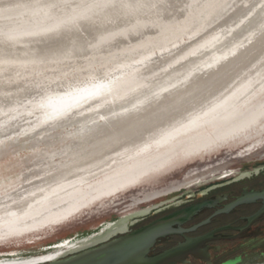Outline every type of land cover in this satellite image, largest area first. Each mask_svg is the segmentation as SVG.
Instances as JSON below:
<instances>
[{"label": "bare ground", "instance_id": "obj_1", "mask_svg": "<svg viewBox=\"0 0 264 264\" xmlns=\"http://www.w3.org/2000/svg\"><path fill=\"white\" fill-rule=\"evenodd\" d=\"M263 141L264 0H0V244Z\"/></svg>", "mask_w": 264, "mask_h": 264}, {"label": "flooded vegetation", "instance_id": "obj_2", "mask_svg": "<svg viewBox=\"0 0 264 264\" xmlns=\"http://www.w3.org/2000/svg\"><path fill=\"white\" fill-rule=\"evenodd\" d=\"M244 177L253 180L213 194L211 191L218 186L195 193L156 210L140 222L131 221L111 239L132 234L161 220L158 225L161 236L146 254L149 258L161 257L156 264H257L254 262L264 261V211L261 212L264 199L250 196L246 203L230 206L248 193L264 192V166L242 175ZM171 250L174 252L168 253Z\"/></svg>", "mask_w": 264, "mask_h": 264}, {"label": "rangeland", "instance_id": "obj_3", "mask_svg": "<svg viewBox=\"0 0 264 264\" xmlns=\"http://www.w3.org/2000/svg\"><path fill=\"white\" fill-rule=\"evenodd\" d=\"M19 152L17 157L24 156L28 151L20 150ZM263 152L264 141L255 146L248 144L236 149H226L204 160L183 163L162 173L151 182L96 204L72 221L41 235H35L34 239L12 240L0 244V259H28L50 252L55 253L63 249L60 247L62 243L69 241L77 245L95 238H102L108 233L107 231L117 225L126 226L131 221L137 220L140 222L142 218L150 217L158 209L185 200L203 190L208 191L211 187H219L211 191L213 194L235 187L236 184H248L253 179L242 178V175L251 174L255 168L264 166ZM14 161L13 157L3 159L0 164V176L14 174L17 170L16 166L10 169L5 168V164H11ZM197 176L202 178L201 182L188 185ZM112 235L109 237L111 238ZM254 263L264 264V261L259 260Z\"/></svg>", "mask_w": 264, "mask_h": 264}, {"label": "water", "instance_id": "obj_4", "mask_svg": "<svg viewBox=\"0 0 264 264\" xmlns=\"http://www.w3.org/2000/svg\"><path fill=\"white\" fill-rule=\"evenodd\" d=\"M250 196L264 199V192L248 193L244 197H239L230 206L246 203ZM262 211H264V207ZM159 223L161 220L132 234L122 235L114 239L110 237L98 239L87 246L72 250L63 247L55 253L50 252L39 257L0 259V264H156L161 257L149 258L146 254L156 239L161 236L158 231ZM174 250L168 253L172 254Z\"/></svg>", "mask_w": 264, "mask_h": 264}, {"label": "snow or ice", "instance_id": "obj_5", "mask_svg": "<svg viewBox=\"0 0 264 264\" xmlns=\"http://www.w3.org/2000/svg\"><path fill=\"white\" fill-rule=\"evenodd\" d=\"M51 7L56 8V7H58V6H57V5H51Z\"/></svg>", "mask_w": 264, "mask_h": 264}]
</instances>
